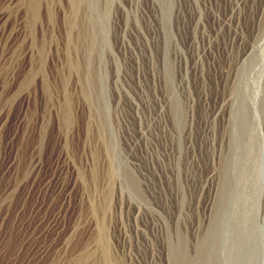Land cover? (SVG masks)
Returning <instances> with one entry per match:
<instances>
[{"label":"rangeland","instance_id":"rangeland-1","mask_svg":"<svg viewBox=\"0 0 264 264\" xmlns=\"http://www.w3.org/2000/svg\"><path fill=\"white\" fill-rule=\"evenodd\" d=\"M262 159L264 0H0V264L243 257Z\"/></svg>","mask_w":264,"mask_h":264},{"label":"bare ground","instance_id":"bare-ground-1","mask_svg":"<svg viewBox=\"0 0 264 264\" xmlns=\"http://www.w3.org/2000/svg\"><path fill=\"white\" fill-rule=\"evenodd\" d=\"M220 111L221 109H219L215 114H213L214 120L221 114ZM244 121H246V115H244L243 117V123ZM246 158H248V156ZM232 159H233V156H232ZM263 160L264 159H262L261 164H263ZM259 168H261L260 165H259ZM213 176H214L213 172L210 173V175L208 176L209 180H212ZM262 182H263L262 184L264 188V173H263ZM229 216H230V213L229 215L228 214L223 215L221 220L217 219L213 223L212 227L209 228L210 230L207 229L206 232H203L202 234H198L197 237L194 238L192 243L189 245L190 247L188 246L189 242L187 241L188 239H186L185 237L186 235L184 236L182 233H180L178 237L176 238V240L174 241V243H172L171 251L173 252V256L171 259L168 258V262L166 261L167 264H264V220L262 219L263 223H261L263 227L261 226L259 227V226H256V224H254L253 226L254 228L250 230L249 236L247 235L248 238L245 240L246 248H244L245 257L236 255L234 256L236 258H232L231 255L229 257V255L227 254L228 252L226 251V247H227L226 237L229 234L228 233L229 229L227 225L229 224L228 223L229 218H230ZM242 229L243 228L239 229V232H242ZM170 246H171V243H170ZM169 254L171 253L169 252Z\"/></svg>","mask_w":264,"mask_h":264}]
</instances>
